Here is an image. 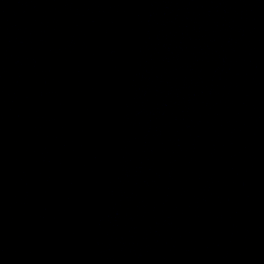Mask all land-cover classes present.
Instances as JSON below:
<instances>
[{
	"label": "water",
	"instance_id": "water-1",
	"mask_svg": "<svg viewBox=\"0 0 264 264\" xmlns=\"http://www.w3.org/2000/svg\"><path fill=\"white\" fill-rule=\"evenodd\" d=\"M0 264H264V0H0Z\"/></svg>",
	"mask_w": 264,
	"mask_h": 264
}]
</instances>
